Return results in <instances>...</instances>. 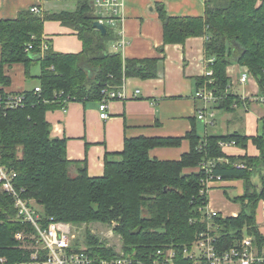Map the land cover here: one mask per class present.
<instances>
[{
    "label": "trees",
    "instance_id": "trees-1",
    "mask_svg": "<svg viewBox=\"0 0 264 264\" xmlns=\"http://www.w3.org/2000/svg\"><path fill=\"white\" fill-rule=\"evenodd\" d=\"M72 2L71 10L32 12L31 8L15 19L0 21V163L16 175L17 192L42 208L38 210L41 227L52 222L111 226L122 237L124 255L106 247L90 231L87 254L97 260L130 257L135 264H153L158 252L168 251L174 253L171 264H195L186 251L209 225L221 247L230 248L248 235L263 249L256 214L264 201V129L251 136L206 131L203 137L194 126L184 137L127 138L122 152L106 158L101 177H90L86 162L69 160L67 141L52 137L46 114L70 101L100 102L105 90H117L127 78L156 79L163 61L124 59L112 49L119 39L116 27L105 24V36L94 28L101 18L94 0ZM205 6L202 17H170L159 6L164 43L207 37L205 50L207 59H213L208 65L213 75L199 78L198 88L207 85L218 99L215 107L234 113L243 101L231 90L228 68L233 62L258 81L264 95V0H205ZM46 22H59L72 30L83 44L82 52L54 51L44 39ZM17 64L25 66L28 79L39 81L40 92L6 91L11 85L6 67ZM34 64L40 65L37 76L31 75ZM20 95L22 105L5 106L10 97ZM258 122L264 126V116ZM184 140L191 148L179 160L150 156L152 149L178 148ZM232 141L241 154H229L220 146ZM251 147L256 153L249 152ZM208 160L214 161L213 176L243 181L244 194L234 199L242 206L237 217H206L208 194L202 189L207 176L200 164ZM74 165L78 166L75 175L70 172ZM20 231L36 234L31 224L18 219L14 199L0 186V259L4 260L0 264H35L33 251L22 248L15 237ZM78 244L76 240V251Z\"/></svg>",
    "mask_w": 264,
    "mask_h": 264
},
{
    "label": "crops",
    "instance_id": "crops-1",
    "mask_svg": "<svg viewBox=\"0 0 264 264\" xmlns=\"http://www.w3.org/2000/svg\"><path fill=\"white\" fill-rule=\"evenodd\" d=\"M63 1L73 0H0V21L15 19L21 11L33 7H39L41 12H59L65 10L58 9ZM162 5L170 17H202L206 8L205 0H124V6L120 10L122 20L116 25L119 39L112 44V49L120 52L124 59L161 58L163 61L156 79H125L123 84L127 98L108 103L107 119L101 118L100 103L96 101H70L65 108L46 114L52 127V137L66 139L69 160L86 162L90 177L104 175L106 158L122 152L127 138L184 137L194 126L200 131L197 113L203 103L195 95L199 90L197 80L204 77L208 70L205 50L207 37L189 38L184 44L165 45L164 24L158 12ZM56 35L72 36L78 41V36L61 23L46 22L45 41L54 44ZM121 37L125 41L123 47L118 46ZM82 50L83 44L78 41L62 53L77 54ZM1 54L0 44V59ZM233 70L239 73L237 78L238 83H241L240 78L246 72L245 69L235 62L230 65L228 74L234 83ZM6 74L11 78L7 92L31 91L39 87L36 78H27L26 68L22 64L7 66ZM39 74L40 69L38 72L31 69L32 76ZM29 80L36 84L30 86ZM245 84L248 85L245 94L236 92L242 100L260 95L259 84L255 78L250 76ZM255 105L257 103L248 102L237 107L233 120L239 121L238 112L249 113ZM263 116L264 110L259 118ZM247 130H250L245 134L248 136L258 132L249 133L253 131L252 128ZM190 148V142L184 140L178 148L152 149L150 156L160 160H179ZM225 149L229 154L242 153L235 146ZM249 152L256 153L255 148L251 147ZM77 171L76 165L70 169L73 175ZM189 171L191 169L187 170ZM243 194V181L214 182L208 192V207L219 212L222 217H237L242 206L234 199ZM256 218L259 230L264 236V201L259 203Z\"/></svg>",
    "mask_w": 264,
    "mask_h": 264
},
{
    "label": "built area",
    "instance_id": "built-area-1",
    "mask_svg": "<svg viewBox=\"0 0 264 264\" xmlns=\"http://www.w3.org/2000/svg\"><path fill=\"white\" fill-rule=\"evenodd\" d=\"M94 6L97 9L98 15L101 17L99 21L101 23L112 25L116 27L117 23L122 20L120 13L121 8L124 6V0H94ZM32 12H40L38 7H33ZM125 45L124 37H121L118 43L119 47ZM44 50L47 49V44H43ZM213 59L208 60L212 63ZM213 71L209 69L205 76H212ZM249 74L243 73L240 82L245 84L249 81ZM36 92H40V87H37ZM140 91H137L139 93ZM196 99L203 103L202 107L198 110L197 118L202 121L206 126L213 125L214 112H209V105L216 104V96L214 92L207 88V85L197 91L195 95ZM127 95L124 92V84L117 90H105L103 99L99 102V110L102 119H107L108 103L115 99H124ZM256 101L264 103V95L257 96ZM24 101L23 96L10 97L6 102L7 108H17L22 105ZM70 101V100H68ZM69 102L65 103L68 104ZM214 109V108H213ZM212 119V120H211ZM236 143L232 142H220L222 148L235 146ZM214 166L213 160L204 161L200 164L201 170L206 173L204 179V188L202 193L209 192L210 185L214 182L222 181L221 177L212 175V168ZM13 172L7 171L0 163V186L1 189L7 192L14 199L15 208L17 210V217L24 223L31 224L37 234V241L41 244L42 251L38 250L36 254H33V258L36 260L35 264H135L132 258L122 256L119 259L107 260V259H94L87 254V249L81 248L79 251L75 250V240L77 234L74 226L70 224L52 222L47 228H42L40 224V215L32 207V201L24 199L15 189ZM204 212L209 220L218 217L220 214L208 207V203L204 206ZM212 228H209L206 232L201 233L193 244L190 251H186L189 258H191L195 264H264V248L261 249L257 246L255 239L251 236H244L242 240L233 245L230 248L219 246L218 237L212 233ZM18 240L25 238L23 233L16 235ZM42 254V256H40ZM160 257L154 261L153 264H171L174 253L168 251L158 252ZM41 258V259H40ZM0 262H4L0 259ZM140 264V263H139Z\"/></svg>",
    "mask_w": 264,
    "mask_h": 264
},
{
    "label": "rangeland",
    "instance_id": "rangeland-1",
    "mask_svg": "<svg viewBox=\"0 0 264 264\" xmlns=\"http://www.w3.org/2000/svg\"><path fill=\"white\" fill-rule=\"evenodd\" d=\"M64 3H62L61 7L60 5L58 6V9H73L74 7V3L72 1H63ZM45 29V28H44ZM55 42L54 44H51L54 51L56 52H65L68 51L69 47L71 45H74L75 43H77L78 41H80V39L77 37L78 41L75 39L74 37H69V36H61V35H56L55 37ZM34 72H38L40 69V65L38 64H34L32 67ZM232 76H233V80L234 83L232 82V88L233 92H239L241 94H245L246 90H247V84H241L238 83V78L240 75L239 73L235 70H233L232 72ZM28 84L30 86L36 84L35 82H33V80H29ZM258 96H261L258 95ZM253 98H246L243 101L242 105H237L235 108L237 107H241L243 106V104H247L249 102V104L251 103H257V105L254 106V108H252L251 110H249V113H246L244 111H239V121L237 120H233V113L218 109V108H214L216 104H213V106L209 105V112L212 113L214 112L215 117L213 118L215 121V125L213 126H209L207 128L208 132L210 131V133L212 134H226V133H233L235 131L237 132H241L243 134H247V128H252L253 131L249 132V133H256L257 131L262 133L264 126L263 123L258 122L259 121V117L260 114H263V110H264V106L262 103H260L259 101H256L255 98L257 96H252ZM216 100L218 101V99L216 98ZM214 108V109H213ZM212 120V119H211ZM199 121V127H200V131L199 133L204 137L206 134V128H205V124ZM251 123H253V125L251 126ZM258 129V130H257ZM32 204L34 205L35 210L38 213V210L40 211L42 208L37 205L35 202L32 201ZM76 234H77V239L79 240V247L81 248H85L88 249V245H87V239H86V233L88 231L92 232L95 236H97L106 247L108 248H113L117 253H120L121 255H124L123 253V241H122V237L120 235H117L116 233H114L113 231V227L108 226V225H103L100 223L97 224H91V225H81V226H74ZM18 233H23L25 238H23L22 240H18L16 235ZM15 235L16 239L21 243V247L24 249H28V250H32L33 254H36L38 250L42 251V247L41 244L38 243L36 237L37 234H31V235H27L26 231H20L17 232ZM28 238V240L26 239ZM26 239V240H25ZM75 240V241H76Z\"/></svg>",
    "mask_w": 264,
    "mask_h": 264
},
{
    "label": "water",
    "instance_id": "water-1",
    "mask_svg": "<svg viewBox=\"0 0 264 264\" xmlns=\"http://www.w3.org/2000/svg\"><path fill=\"white\" fill-rule=\"evenodd\" d=\"M94 28L97 29L98 31H100L103 36H105L108 32L107 27L103 23H101L100 21H96L94 23Z\"/></svg>",
    "mask_w": 264,
    "mask_h": 264
}]
</instances>
